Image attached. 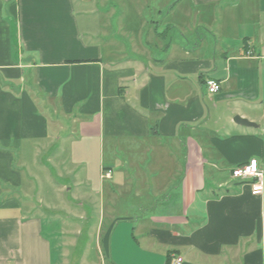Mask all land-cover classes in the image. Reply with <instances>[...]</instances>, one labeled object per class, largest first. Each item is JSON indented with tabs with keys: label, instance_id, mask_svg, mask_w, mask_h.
I'll return each mask as SVG.
<instances>
[{
	"label": "crops",
	"instance_id": "obj_1",
	"mask_svg": "<svg viewBox=\"0 0 264 264\" xmlns=\"http://www.w3.org/2000/svg\"><path fill=\"white\" fill-rule=\"evenodd\" d=\"M88 1L0 0V264H264V0Z\"/></svg>",
	"mask_w": 264,
	"mask_h": 264
},
{
	"label": "built area",
	"instance_id": "obj_2",
	"mask_svg": "<svg viewBox=\"0 0 264 264\" xmlns=\"http://www.w3.org/2000/svg\"><path fill=\"white\" fill-rule=\"evenodd\" d=\"M205 89L208 94L215 95L220 92L221 86L217 81L209 79L205 82ZM232 177L240 181L256 180L257 182L252 185V192L255 195H260L264 190V172L257 160H252L249 164L235 168ZM171 264H184V259L181 256H174Z\"/></svg>",
	"mask_w": 264,
	"mask_h": 264
},
{
	"label": "rangeland",
	"instance_id": "obj_3",
	"mask_svg": "<svg viewBox=\"0 0 264 264\" xmlns=\"http://www.w3.org/2000/svg\"><path fill=\"white\" fill-rule=\"evenodd\" d=\"M111 1V0H110ZM114 1V0H113ZM108 2H109V0H89L88 1V6L85 8V9H87V10H94L96 13H94V14H91V12H89V13H87L88 14V18L90 19V22L91 23H93L94 24V27H95V29L98 31V32H100V28L102 27L101 26V24H104L105 22H107L108 21V19L109 18H107V19H105L103 16H101L100 15V13L103 11V10H105L106 9V7L108 6ZM110 16V15H109ZM110 23L111 24H109V23H107L109 26H110V28H109V32H110V34L112 35V36H115V34H116V28H115V25H116V22H115V19H113L112 21H110ZM111 26H112V28H111ZM30 167H32V166H30ZM228 170V169H227ZM209 174H211V172H209ZM217 174H219V175H223V176H227L228 174H227V172H221V173H217ZM209 180L212 182L213 181V178L212 177H210L209 178ZM45 186L47 187V184H45ZM47 189H49V188H46V190L45 189H41V191H42V197H43V199H45L46 201H51L52 200V198H53V195H52V191H50L49 193H48V195H46L47 193H46V191H47ZM52 190V189H51ZM48 192V191H47ZM41 193V192H40ZM46 207H48V208H51V205L49 206V205H47V204H44ZM40 208H42L43 206H39ZM46 212V211H45ZM49 212V211H48ZM48 212H46V215L44 214V216L45 217H49V214L50 213H48ZM46 233H48L47 232V230H46ZM77 239H80V243L78 244V249H77V252H79V253H73V254H71V257H73V256H75L76 257V259H78V256H80V254L82 253V251H79V248L80 247H83L84 248V246L86 245V243H87V241H88V239L86 238V237H81V238H77ZM90 252H93V249L92 250H89ZM64 255L66 256V255H68V254H65L64 253Z\"/></svg>",
	"mask_w": 264,
	"mask_h": 264
},
{
	"label": "water",
	"instance_id": "obj_4",
	"mask_svg": "<svg viewBox=\"0 0 264 264\" xmlns=\"http://www.w3.org/2000/svg\"><path fill=\"white\" fill-rule=\"evenodd\" d=\"M235 122L238 123V124H244V125H248V126H254V127L256 126L255 124L250 123L249 121L244 120V119H242L240 117H236L235 118Z\"/></svg>",
	"mask_w": 264,
	"mask_h": 264
}]
</instances>
